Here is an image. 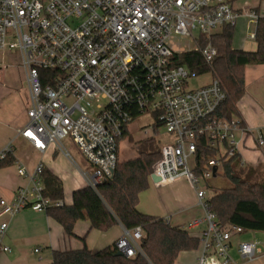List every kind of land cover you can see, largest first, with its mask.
Wrapping results in <instances>:
<instances>
[{
  "label": "built area",
  "instance_id": "1",
  "mask_svg": "<svg viewBox=\"0 0 264 264\" xmlns=\"http://www.w3.org/2000/svg\"><path fill=\"white\" fill-rule=\"evenodd\" d=\"M236 1L0 0V53L16 51L30 101L19 135L37 151L52 145L66 157L63 140L70 138L94 168L83 174L94 189L112 177L128 125L145 113L155 115L172 142L161 148L151 175L160 180L157 184L187 181L202 210V218L187 225L188 230L205 226L197 238L196 264H237L230 255L232 239L244 233L219 222L201 188L222 173L223 159L237 154V135H251L238 119L215 117L227 93L211 69L216 49L199 44L201 36L235 26L242 15L233 8ZM246 15L255 18L252 12ZM172 36L195 42L192 51L208 66L212 81L187 89L197 74L175 64L176 53L168 45ZM252 137L262 152V136ZM198 150L206 158L201 172ZM11 151L10 145L1 150L0 161ZM207 151L214 157L207 158ZM41 171L40 164L32 172L17 166V174L31 186L17 188L11 201L0 199V253L10 251L2 241L11 218L25 209L40 213L65 205L43 194ZM141 239L139 227L124 229L116 252L134 257ZM236 251L248 262L261 254L255 243H240Z\"/></svg>",
  "mask_w": 264,
  "mask_h": 264
},
{
  "label": "trees",
  "instance_id": "2",
  "mask_svg": "<svg viewBox=\"0 0 264 264\" xmlns=\"http://www.w3.org/2000/svg\"><path fill=\"white\" fill-rule=\"evenodd\" d=\"M256 15L254 51L232 48V26H223L218 33L209 37H200V46L210 43L216 49L211 69L227 93L225 101L215 113L216 118L231 120L236 117V105L244 95V67L264 64V18ZM174 61L176 65L186 66L197 75L209 71L198 52L175 54ZM158 126L159 122L156 123ZM160 151L153 138L139 142L135 157L117 160L108 181L94 189L85 187L73 192L70 206L46 211L47 216L61 225L68 237H74L73 227L77 221H88L91 229L101 232L116 225H121L125 230L139 227L142 232L140 252L132 258L116 257L115 243L96 252L86 247L76 251H54L52 264H174L179 253L198 249V239L186 230L171 226L166 219L143 215L137 210L138 195L148 187V179L160 158ZM202 153L198 150V172L206 164V158H201ZM204 153L207 158L214 157L212 151ZM14 163L12 155L7 154L0 161V168ZM217 176L222 179L224 186L215 185L217 192L207 200L209 210L222 225L238 226L244 232L264 233V179H260L257 168H245L236 154L222 160V173ZM39 177L46 197L63 200L62 185L57 178L43 168Z\"/></svg>",
  "mask_w": 264,
  "mask_h": 264
},
{
  "label": "crops",
  "instance_id": "3",
  "mask_svg": "<svg viewBox=\"0 0 264 264\" xmlns=\"http://www.w3.org/2000/svg\"><path fill=\"white\" fill-rule=\"evenodd\" d=\"M253 5L250 6L248 0H238L233 3V8L238 13H242L233 30L232 48L234 50L254 51L256 49L254 41L256 14L264 18V1L257 0ZM255 11L257 13L251 31L247 19L253 17H248L246 14ZM17 73L20 82L0 85V152L10 145L11 155L15 161L11 166L0 168V199L11 201L17 188L31 186L26 179L17 174V166L32 172L40 164L45 171L60 181L63 190L62 201L66 202V206H70L72 193L88 187L83 176L84 173H88L87 169H83L85 166L82 161H77L70 154L66 157L52 145L42 152L37 151L32 148L30 142L19 135L27 122L28 88L23 70L20 68ZM23 82L25 87L21 86ZM236 109L235 118L251 132V135L248 132L237 135L239 147L237 155L243 166L246 164L245 160H251L252 164L249 167L254 168L264 163V152L256 149L252 137L260 134L264 139V64L244 67V95L237 103ZM152 185L150 184L151 189H162L160 186L155 188ZM164 187L167 188V196L160 201L156 207L157 211L146 214L138 205V212L166 219L171 226L176 221L175 226L198 238L205 228L204 225L193 230L187 229L190 222L202 218V210L197 205L194 191L184 179L165 184ZM123 230L121 225H116L106 232H101L91 229L88 221H77L73 227L74 237H68L61 225L49 218L46 212L38 213L25 209L8 221V229L2 244L10 251L0 253V264H52V252L76 251L84 247L96 252L113 245L121 237ZM244 233L232 239L231 257L237 264H264V243L258 236L264 233L253 232L249 236ZM245 238L262 243V246H259L261 254L251 262H246L236 251L238 244L245 243L243 242ZM198 254V249L181 252L174 264H196Z\"/></svg>",
  "mask_w": 264,
  "mask_h": 264
},
{
  "label": "rangeland",
  "instance_id": "4",
  "mask_svg": "<svg viewBox=\"0 0 264 264\" xmlns=\"http://www.w3.org/2000/svg\"><path fill=\"white\" fill-rule=\"evenodd\" d=\"M257 0H248V3L250 6H254L253 4ZM249 21L248 25L251 27V31L253 30L254 25L252 24L253 21H255V18L247 19ZM220 30L216 29L213 31V34L218 33ZM194 36H197V33H194ZM249 36V34H247ZM248 43H251V41H248ZM168 45L171 47L172 51L176 54L192 51L196 48V44L194 41H192L190 38L183 37V36H172L169 41ZM21 68V64L19 59L16 56V51H10L9 53H0V85L5 84L9 85L10 83L17 84L20 82L19 76L17 73V70ZM210 81H212V75L210 73H204L197 75L194 79H191L187 83V89H196L201 86H204L208 84ZM22 87H25V84L21 85ZM71 101H67V103H70ZM99 104L104 105L106 102L103 100H99ZM28 107L30 106L29 96H28ZM94 104H97V102H94ZM27 116V115H26ZM156 117L153 114L145 113L141 116L136 117L127 127V134L126 136L121 139L118 142L117 146V160H124V159H130L135 157V151L136 147L139 142H142L148 138H153L155 142L158 144L159 148H162L163 146L169 144L172 142V138L170 135H168L164 128L161 126L156 127ZM63 145L66 148L67 152L73 157L76 158L77 161H82L84 164L83 169L86 170L88 173H93L94 168L91 167L84 158L78 153V150L72 143L70 138H66L63 140ZM239 149V147H238ZM264 150L262 151V153ZM79 154V155H78ZM252 157V156H251ZM245 168H251L249 165L252 164L251 160H245ZM188 166L191 167V160L188 162ZM254 168H257L259 172L260 179H264V163L260 164ZM148 187L142 191L138 195V205H140V209L143 211V213H153L157 211V206L160 204V201L163 200L167 196V188L164 187L165 184H155L151 180H148ZM150 184L158 188L160 186L162 189L156 190L151 189ZM215 185H222L224 186V182L222 179L217 176L216 178H213L210 181H207L205 184L201 185V188L206 190V196L209 198L211 195H213L217 190L215 189ZM66 202L64 201V204ZM176 225V221L172 223V226ZM246 233V234H245ZM245 235H252L253 232H245ZM259 238L262 243H264V235L258 234ZM247 239V240H245ZM243 242L245 243H257L258 246H262L260 242H255L254 240H249L248 238H245ZM262 248V247H261ZM259 256V255H257ZM248 262L247 260H245ZM253 264V263H252Z\"/></svg>",
  "mask_w": 264,
  "mask_h": 264
},
{
  "label": "water",
  "instance_id": "5",
  "mask_svg": "<svg viewBox=\"0 0 264 264\" xmlns=\"http://www.w3.org/2000/svg\"><path fill=\"white\" fill-rule=\"evenodd\" d=\"M215 169H213V175L215 174ZM150 180H151V182L153 183V184H157L160 180L158 179V178H156V177H154L153 175H151L150 176ZM114 256H116V257H120V256H122V253L121 252H116L115 254H114Z\"/></svg>",
  "mask_w": 264,
  "mask_h": 264
}]
</instances>
